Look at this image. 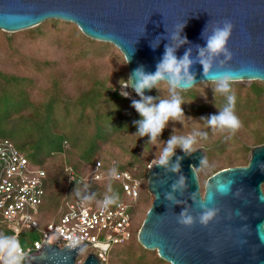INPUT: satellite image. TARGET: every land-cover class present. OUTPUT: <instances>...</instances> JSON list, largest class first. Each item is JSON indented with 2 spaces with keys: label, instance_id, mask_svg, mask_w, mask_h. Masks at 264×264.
I'll return each mask as SVG.
<instances>
[{
  "label": "water",
  "instance_id": "obj_1",
  "mask_svg": "<svg viewBox=\"0 0 264 264\" xmlns=\"http://www.w3.org/2000/svg\"><path fill=\"white\" fill-rule=\"evenodd\" d=\"M225 19L234 25L228 42L234 82L264 83V0H0L1 31L20 32L46 21L71 23L85 37L112 45L124 61L125 55L129 57L128 78L140 65L146 72L155 71L168 43L161 39H168L174 30L185 24L181 35L188 40L177 50V57L188 48L195 57L196 45L205 46L201 38L205 26L209 23L210 29ZM150 43L157 48L153 50ZM194 70L196 85L212 83L203 78L200 65ZM126 86L121 85L122 92L128 93L122 97L135 100L134 89ZM176 155L184 157L181 173L187 177V188L182 195L175 193L180 203L171 205L164 200V193L171 191L178 174L166 173L155 163L150 167L146 185L152 201L137 232L139 245L155 251L168 264H264V228H260L264 225V202L259 199L264 183V144L251 149L246 165L221 169L208 177L202 193L196 169L204 151L184 156L178 150ZM161 179L167 183L161 185ZM218 179H232L233 184L228 196L215 200L214 206L221 209L217 219L207 228L178 225L175 214L188 208L196 215L199 209L193 207V194L203 200L209 184ZM94 248L107 252L106 246ZM76 257L78 251L69 246L44 244L38 254L30 256L29 264H76ZM80 264L101 262L90 253Z\"/></svg>",
  "mask_w": 264,
  "mask_h": 264
},
{
  "label": "trees",
  "instance_id": "obj_2",
  "mask_svg": "<svg viewBox=\"0 0 264 264\" xmlns=\"http://www.w3.org/2000/svg\"><path fill=\"white\" fill-rule=\"evenodd\" d=\"M44 31L52 34L51 41L45 46L48 50L55 49L54 46L57 43H62L64 34L74 39L73 44L82 45L81 49L71 54L73 62L81 59L92 62L90 56L95 54L93 62H99L104 57L102 52L107 47H111V45L85 37L74 25L61 21H46L22 33L6 34L0 31L6 48L3 59L6 63L23 64L24 68L36 73L41 71L42 74L46 72L52 75L48 86L42 88L38 85L36 78L0 69V97L6 95L5 91L11 90L15 96L22 95L24 98L20 101L22 104L20 106L16 105L20 99L14 101L11 98L9 106L6 103L7 100H0V115L5 113L1 110L10 111L2 119L34 120L31 125L29 122L28 128L31 136L27 139L28 142L23 144L24 146H17L5 135L0 134V139L9 141L31 166L45 172V195L39 208V219L46 221L52 218L64 200L72 198L82 200L84 195L93 193H95V200L88 203H94L103 198L109 186L107 171L114 164L119 172L126 171L133 177H142L143 190L147 193L145 197L147 201L150 200V204L152 196L148 193L146 186L147 166L151 165L148 164L149 159L139 156L136 149L125 151L121 144L125 138L129 140L138 138L134 135L137 130L134 122L141 118L131 107L133 100H127L117 93L115 87L109 85L108 77L102 78L94 75L96 67L82 73L85 75L80 77L79 88L74 86L76 81L73 80L74 83L72 82L73 84L69 87L62 74L56 71L58 66L56 61L34 59L20 50L21 41L32 40V37L36 36L42 37ZM87 75L91 77L93 75L89 82H85ZM125 79L126 74L122 73L117 83L122 84ZM212 87H214L213 83H199L182 93L185 102L182 108L185 115L201 120V117L207 118L218 113V109L225 103V98L214 94ZM232 87L236 96V114L241 119L243 128L251 134V145L255 147L264 144V83L252 82L245 87L233 82ZM164 88L167 90V85H164ZM147 96L167 97L156 89L151 90ZM138 99L139 97L136 96L135 100ZM154 102L158 103V99H154ZM201 122L206 127L204 131L210 134L206 122ZM19 124L21 128L25 125L23 122ZM222 140L223 137L217 141L207 140L203 143V159L205 158L208 163L207 166H199L196 169L198 177L202 176L207 179L222 169L211 165L212 159L222 152ZM30 143L33 146H29ZM113 148L120 149L122 154L127 152L125 154L130 157L124 161L117 160L112 154L111 149ZM241 148V153L247 151L244 145ZM243 160L246 161L245 158ZM97 163L102 178L93 180L90 173ZM68 169L74 175L73 180L69 179ZM111 187L119 194V201H121L123 193L120 184L113 179ZM71 192L73 195L70 194ZM142 202L145 200H139L138 204ZM6 228L0 218V232L12 235ZM137 230L138 227L133 230L131 238L133 242L136 239ZM134 248L136 255L117 256L115 260L107 257L108 261L106 259L107 262L101 264H151L153 261L156 264L164 263L156 254L149 256L153 252L146 251L139 245H135Z\"/></svg>",
  "mask_w": 264,
  "mask_h": 264
},
{
  "label": "clouds",
  "instance_id": "obj_3",
  "mask_svg": "<svg viewBox=\"0 0 264 264\" xmlns=\"http://www.w3.org/2000/svg\"><path fill=\"white\" fill-rule=\"evenodd\" d=\"M185 24L174 30L164 45V53L155 66L154 72H146L143 65L135 68L130 74L127 87L134 89L138 100H133L131 107L138 113L140 120L135 121L136 132L134 135L139 138L148 137L147 144H162L160 154L155 158L154 166H158L166 173L178 174L177 179L171 184V191L164 193V200L171 205L180 203L175 193L183 194L187 188V177L181 173V161L183 156L176 155L179 149L184 156H190L195 153L199 147L198 144L205 142L209 138L207 131L194 129L188 134L177 135L175 130L166 142H161L160 137L163 131L168 127L169 122L180 123L189 120L185 116L182 105L185 104L182 93L190 90L196 85L195 65L202 67V76L207 81L214 84L212 87L214 94H219L225 98L224 105L218 109V113L209 117H201L207 127L213 133L225 134L231 139L242 129L243 123L236 114V96L233 91L234 73L230 67L233 59V53L228 47V42L232 36L234 25L230 20H223L213 23L209 29V23L201 33V38L205 41V46L196 45L198 55L192 56L191 48L185 50L182 57H177V50L188 43L186 37L181 33ZM207 33V34H206ZM163 37V36H157ZM155 38V39H156ZM160 40V41H161ZM150 47L153 48L151 43ZM125 55V54H124ZM130 62V58L125 55V64ZM167 85V98H153L145 96V91L156 89L161 91L159 85ZM122 96L127 97L128 93L122 92ZM158 99V103L154 102ZM175 160L173 161V157ZM207 160L200 161V167L207 166ZM264 168V165H261ZM109 186L107 192L101 200L96 203L103 209L117 205L119 194L114 192L111 187V181L119 178L118 167L115 164L107 171ZM161 185L167 183L161 179ZM232 179H218L215 184H209L206 197L201 200L193 194V207L199 209L196 215H193L192 209L184 208L176 215V222L182 228L191 229L197 224L207 228L217 219L221 209L214 206L217 197H226L231 192ZM79 195V193H77ZM159 199V196H156ZM259 199L264 202V193ZM84 202L95 200V193L84 195ZM260 228H264L261 225ZM259 228V229H260ZM264 242V241H262ZM69 247L73 250L84 251L85 245L79 237L72 238ZM31 250H26L15 235H7L0 232V262L2 264H29Z\"/></svg>",
  "mask_w": 264,
  "mask_h": 264
},
{
  "label": "built area",
  "instance_id": "obj_4",
  "mask_svg": "<svg viewBox=\"0 0 264 264\" xmlns=\"http://www.w3.org/2000/svg\"><path fill=\"white\" fill-rule=\"evenodd\" d=\"M150 167L147 166L148 171ZM98 168L97 163L90 173L93 180L102 178ZM68 174L73 180L70 169ZM44 179L42 169L31 166L9 141L0 139V218L17 238L22 231L38 234V238L31 240L25 248L31 250L30 256L38 254L44 244L69 246L74 237H79L86 247L100 245L106 246L107 250L132 238L142 177H133L126 171L119 172V178L114 180L120 184L123 197L117 205L108 209H103L96 202L64 200L52 218L41 221L39 208L45 195ZM94 249L93 253L99 261L105 262L107 252ZM84 258L78 251L76 264Z\"/></svg>",
  "mask_w": 264,
  "mask_h": 264
},
{
  "label": "rangeland",
  "instance_id": "obj_5",
  "mask_svg": "<svg viewBox=\"0 0 264 264\" xmlns=\"http://www.w3.org/2000/svg\"><path fill=\"white\" fill-rule=\"evenodd\" d=\"M62 23H64V22H62ZM68 24L73 25L71 23H68ZM27 30H29V29H27ZM27 30H23L20 32H15V33H22V32H25ZM1 32H3V31H1ZM3 33L13 34V33H7V32H3ZM2 37L3 36L0 33V69L7 71L9 73L11 72V73H16L18 75L31 76L33 78H36L39 86H41L42 88L47 87L48 83H49V79L52 78L51 74H46V72L42 74L41 71H40V73H36L35 71H31L29 69L24 68L23 64L6 63L3 60L4 56H5V51H6L5 49L6 48L4 46ZM51 37H52V34L49 31H44L42 37L36 36V37H32V40L29 39V40L21 41L22 43L20 42L21 43L20 50L24 51L27 55H30L34 59L48 60L50 62L56 61L58 63L56 71L59 72L60 74H62L63 79L65 80L66 83H68L69 87L71 86V84L74 83L73 81H76V84H74V86L79 88L80 77L85 75L82 73L83 72L86 73L89 70H91L92 68L96 67V68H94V71H96V72H93V74L96 76L99 75V77H102V78L108 77L109 78L108 79L109 85H112L113 87H115L117 93H119L121 95V93H122L121 85L123 83H127L126 81L128 80V75H127V67H126L125 61L117 49H115L112 45H111V47H107L102 52L104 57H102L101 61H99V62H96V61L93 62L95 57H96V54L94 56L91 55L90 56L91 60H92L93 64L95 65V66H93V64H91L92 62H89L87 60L81 59L77 62H73V59L71 58V54L74 51H78L79 49H81L82 45L73 44L72 41L74 39L69 38V35L64 34L62 43H60V42L57 43L54 46L55 49H50V50L46 49L45 46L47 43H49L51 41ZM72 38H74V37H72ZM105 44L110 45L107 43H105ZM122 73L126 74V79L124 80V82L122 84H118L117 83L118 78L120 77V75ZM92 77H93V75H92ZM92 77L87 75L85 77V82H89ZM252 82H259V81H251V82H244V83L234 82V83L248 87ZM208 84H212V83H208ZM159 87L161 89L160 92L162 94H165L166 96H168V92H167L166 88H164V85H161ZM5 93H6V95H2L0 97V100H7L6 103L8 104V106L11 105L10 101L12 99L14 101H16L17 99H20L18 102H16V105H19V106L22 105L20 102L21 100H24L22 95L15 96L11 90H7V91H5ZM38 97H40V95ZM165 98H167V97H165ZM1 112H5V113H2V115H0L1 116L0 117V134L5 135L10 140H12L14 143H16L17 146L22 147L23 144L25 145L26 142H28L27 139L31 136V131L29 130L28 125H29V122L31 125L34 122V120L33 119L28 120L26 118H21L19 120H12V119H7V118L2 119V117L5 114L7 115L10 111L1 110ZM185 116L187 118H190V119L183 122L182 125L180 123L173 124L172 122H169L168 127L163 131V133L160 137L161 142H166L167 139L170 137V135L173 134L174 130H175L177 135H180V134L186 135V134L190 133L191 131H193L194 129H198V130H202V131H204L206 129L204 123L201 122L200 119L199 120L193 119L189 115H185ZM13 122H15V123H13ZM22 122L25 123V125L22 126V128H21L19 123H22ZM221 137H223L222 145H221V147H223L222 152L220 155H216V157L212 159L211 165H214L215 167L222 168V169H225V168L229 167L230 165H231V167L246 165L248 162L250 151L254 147L251 145V134L249 133V131L242 127V129L235 135V137L229 139L226 137L225 134L213 133L210 130L208 140L217 141ZM147 141H148V137H143V138L138 137L137 140H134V138H130V140L128 138H125L124 140H122L121 144H122V147L125 149V151H128V150L130 151V149H136L138 151L139 156H143L144 159L148 158L149 159L148 164L153 165L155 163V158L159 156L160 150L163 147V145L159 144V143L147 144ZM136 142H138V143L134 145V143H136ZM203 143L204 142H201L200 144H198V147H199V149H202L204 151V149L202 147ZM242 144L245 147H247V151H245L244 153H241V150H242L241 147L243 146ZM35 145H37V144H35ZM29 146H33V144L30 143ZM111 150H112V154L117 158V160L124 161L128 157H130L129 155L127 156V154H125L127 152H124V154H122L120 152V149H118V148H113ZM177 150H179V149H177ZM241 158H242V160H241ZM243 158H245L246 161H244ZM229 161H230V163H228ZM205 181H206L205 177H202V176L198 177V182H199L201 193L203 192V187H204ZM261 187L264 190V183L262 184ZM70 194L73 195V192H71ZM146 194L147 193H145V191L143 190V186H142L139 200L140 201L145 200V202H142V203L138 204V206H137V209L135 211V216L133 219L134 228L138 227V229H139V227H140V225H141V223L145 217V213H146V211L150 205L149 204L150 200H148V201L146 200L147 199L145 197ZM75 200H77V199L72 198L70 201H75ZM5 227H7L6 224H5ZM137 232H138V230H137ZM136 236H137V234H136ZM37 238H38V234L35 231H22L18 237L21 245L24 248H26L28 246V244H29V242H31V240L37 239ZM134 242H133V239H130L123 244H118V245H114V246L110 247L107 250L106 259L108 257L110 260H113V259L115 260L117 256H127V255L131 256L132 254L136 255V251H135L134 246L139 245V243L137 242V238L134 240ZM94 251H95L94 248L86 247L84 251H80V255L82 257H86V255L93 253ZM150 252H153V253H152V255H149V256H153L156 254L155 251H150ZM136 259H137V257H136ZM107 261H108V259H107ZM151 264H156V263H154V261H153ZM157 264H168V263L164 262V263H157Z\"/></svg>",
  "mask_w": 264,
  "mask_h": 264
},
{
  "label": "flooded vegetation",
  "instance_id": "obj_6",
  "mask_svg": "<svg viewBox=\"0 0 264 264\" xmlns=\"http://www.w3.org/2000/svg\"><path fill=\"white\" fill-rule=\"evenodd\" d=\"M261 189H262V191H263V193H264V190H263V188L261 187Z\"/></svg>",
  "mask_w": 264,
  "mask_h": 264
}]
</instances>
